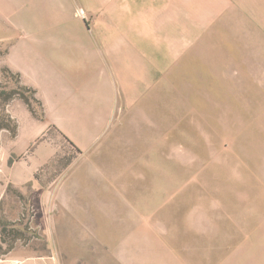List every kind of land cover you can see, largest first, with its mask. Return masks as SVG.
Segmentation results:
<instances>
[{
  "label": "crops",
  "instance_id": "0c3cea01",
  "mask_svg": "<svg viewBox=\"0 0 264 264\" xmlns=\"http://www.w3.org/2000/svg\"><path fill=\"white\" fill-rule=\"evenodd\" d=\"M0 43L12 47L3 64L36 89L49 122L88 157L116 123L118 108L146 106L155 86L164 95L174 84L183 91L264 92V0H0ZM4 130L0 264H264V201L250 218L246 202L234 207L220 197L187 229L179 227V213L152 211L148 227L147 201L142 210L130 203L135 192L121 187L131 185L102 175L109 167L85 159L56 179L40 169L48 160L40 149L10 141ZM26 203L36 205L42 238L8 245L5 223L20 221ZM57 204L80 226L58 227Z\"/></svg>",
  "mask_w": 264,
  "mask_h": 264
},
{
  "label": "rangeland",
  "instance_id": "374dc122",
  "mask_svg": "<svg viewBox=\"0 0 264 264\" xmlns=\"http://www.w3.org/2000/svg\"><path fill=\"white\" fill-rule=\"evenodd\" d=\"M8 47L12 48L0 43V125H8L4 131L10 141L18 139V144L26 143V149H40L48 157L40 169H50L51 177L60 178L85 159V163L106 165L110 168L102 172L106 179L110 175L121 186L131 185L121 187L135 192L130 203L142 210L147 201L148 227L154 224L153 211L154 216L166 218L179 213V227L193 228L198 222L191 221L193 215L208 217L211 202L224 196L231 198L234 207L246 202L250 218L256 214L264 201V92L183 91L174 84L164 95L155 86L150 102H142L146 106L118 108L116 123L96 146L97 154L88 157L49 122L36 89L3 64L1 57ZM29 62L26 59L24 64ZM32 80L47 87L41 77ZM226 95L231 101H223ZM229 103L231 107L223 106ZM27 195L31 192L26 190ZM64 207L53 208L58 227L80 226L79 220H65ZM22 212L20 221L5 223L8 245L17 238L22 242L42 238L35 223L36 205L26 203Z\"/></svg>",
  "mask_w": 264,
  "mask_h": 264
},
{
  "label": "built area",
  "instance_id": "2783aa9c",
  "mask_svg": "<svg viewBox=\"0 0 264 264\" xmlns=\"http://www.w3.org/2000/svg\"><path fill=\"white\" fill-rule=\"evenodd\" d=\"M76 15L84 19L86 18V13L80 10L76 12Z\"/></svg>",
  "mask_w": 264,
  "mask_h": 264
},
{
  "label": "trees",
  "instance_id": "16d2710c",
  "mask_svg": "<svg viewBox=\"0 0 264 264\" xmlns=\"http://www.w3.org/2000/svg\"><path fill=\"white\" fill-rule=\"evenodd\" d=\"M7 126H8V125H4V124H2V125H0V129H1V128H8Z\"/></svg>",
  "mask_w": 264,
  "mask_h": 264
}]
</instances>
